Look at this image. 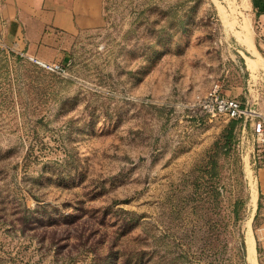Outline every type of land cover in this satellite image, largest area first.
I'll use <instances>...</instances> for the list:
<instances>
[{
    "label": "rangeland",
    "instance_id": "obj_1",
    "mask_svg": "<svg viewBox=\"0 0 264 264\" xmlns=\"http://www.w3.org/2000/svg\"><path fill=\"white\" fill-rule=\"evenodd\" d=\"M245 1L105 0L96 30L0 50V264H251Z\"/></svg>",
    "mask_w": 264,
    "mask_h": 264
},
{
    "label": "crops",
    "instance_id": "obj_2",
    "mask_svg": "<svg viewBox=\"0 0 264 264\" xmlns=\"http://www.w3.org/2000/svg\"><path fill=\"white\" fill-rule=\"evenodd\" d=\"M104 1L3 0L0 5V42L16 53H35L39 43L52 37L54 32L73 35L96 30L104 23ZM244 15L249 21V25L246 22L248 34L239 55L253 77L248 80L250 100L254 102L258 95L259 108L264 114V0H246ZM257 154L255 162L259 166L254 176L257 225L253 239L256 262L264 264V152Z\"/></svg>",
    "mask_w": 264,
    "mask_h": 264
},
{
    "label": "built area",
    "instance_id": "obj_3",
    "mask_svg": "<svg viewBox=\"0 0 264 264\" xmlns=\"http://www.w3.org/2000/svg\"><path fill=\"white\" fill-rule=\"evenodd\" d=\"M3 0H0V5L2 4ZM0 50L5 51H13L10 47L6 46L4 43L0 42ZM21 54V53H20ZM263 57H264V47H263ZM30 59L40 65L41 67L50 70V71H57L60 70L58 65L54 64H47L38 60L36 57H30ZM211 99L213 100L214 104L216 105L215 109L219 111V113L224 114L230 119H238L244 115H246V109L241 107V104L236 99H223L218 94L211 93ZM257 146L260 148V151L264 152V128L257 131Z\"/></svg>",
    "mask_w": 264,
    "mask_h": 264
},
{
    "label": "bare ground",
    "instance_id": "obj_4",
    "mask_svg": "<svg viewBox=\"0 0 264 264\" xmlns=\"http://www.w3.org/2000/svg\"><path fill=\"white\" fill-rule=\"evenodd\" d=\"M244 26H243V28H244ZM252 192H253L252 193V210H254L256 196H255V191L253 190ZM246 245H247V256H248L249 261L251 262V264H257L256 258H255V251H254V248H255L254 239H253V235H252V232L250 229L247 231Z\"/></svg>",
    "mask_w": 264,
    "mask_h": 264
},
{
    "label": "trees",
    "instance_id": "obj_5",
    "mask_svg": "<svg viewBox=\"0 0 264 264\" xmlns=\"http://www.w3.org/2000/svg\"><path fill=\"white\" fill-rule=\"evenodd\" d=\"M259 251V250H258Z\"/></svg>",
    "mask_w": 264,
    "mask_h": 264
}]
</instances>
